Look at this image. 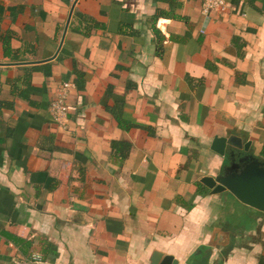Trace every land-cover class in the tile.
I'll return each mask as SVG.
<instances>
[{
    "label": "crops",
    "instance_id": "1",
    "mask_svg": "<svg viewBox=\"0 0 264 264\" xmlns=\"http://www.w3.org/2000/svg\"><path fill=\"white\" fill-rule=\"evenodd\" d=\"M227 2L0 0V264H264L202 183L231 136L264 161V0Z\"/></svg>",
    "mask_w": 264,
    "mask_h": 264
},
{
    "label": "water",
    "instance_id": "2",
    "mask_svg": "<svg viewBox=\"0 0 264 264\" xmlns=\"http://www.w3.org/2000/svg\"><path fill=\"white\" fill-rule=\"evenodd\" d=\"M229 146L228 164L215 176L202 179V183L213 195L229 191L241 203L264 213V161L250 151V144L241 138L231 136L225 140ZM151 264H177L172 256H165L160 262L156 255Z\"/></svg>",
    "mask_w": 264,
    "mask_h": 264
},
{
    "label": "built area",
    "instance_id": "3",
    "mask_svg": "<svg viewBox=\"0 0 264 264\" xmlns=\"http://www.w3.org/2000/svg\"><path fill=\"white\" fill-rule=\"evenodd\" d=\"M229 8L227 0H203L202 13L204 16L210 17L213 12L225 13ZM72 87L73 85L70 82L63 83L50 104V113L53 120L65 129L68 127L70 110L68 98Z\"/></svg>",
    "mask_w": 264,
    "mask_h": 264
},
{
    "label": "trees",
    "instance_id": "4",
    "mask_svg": "<svg viewBox=\"0 0 264 264\" xmlns=\"http://www.w3.org/2000/svg\"><path fill=\"white\" fill-rule=\"evenodd\" d=\"M120 121H121V120H120ZM121 122H122V121H121ZM115 145L117 146V143H115ZM124 146H125L126 148H127V147L129 148V145H126V144H125ZM120 153H121V152H120ZM128 154H129V151L126 152L125 154L123 153V154H122V157H123V158H126V157L128 156ZM200 193H201V191H200Z\"/></svg>",
    "mask_w": 264,
    "mask_h": 264
}]
</instances>
